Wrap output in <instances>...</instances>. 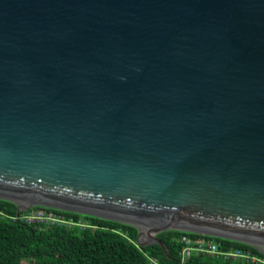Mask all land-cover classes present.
Instances as JSON below:
<instances>
[{
  "label": "water",
  "instance_id": "1",
  "mask_svg": "<svg viewBox=\"0 0 264 264\" xmlns=\"http://www.w3.org/2000/svg\"><path fill=\"white\" fill-rule=\"evenodd\" d=\"M0 200L264 253V0H0Z\"/></svg>",
  "mask_w": 264,
  "mask_h": 264
},
{
  "label": "trees",
  "instance_id": "2",
  "mask_svg": "<svg viewBox=\"0 0 264 264\" xmlns=\"http://www.w3.org/2000/svg\"><path fill=\"white\" fill-rule=\"evenodd\" d=\"M34 209L59 214L71 224L13 220L16 206L0 200V264H264V253L244 243L168 230L157 235L166 254L156 244L138 247V230L133 226L61 210ZM184 236L204 237L217 243L222 252H245L254 260L193 253L181 263Z\"/></svg>",
  "mask_w": 264,
  "mask_h": 264
},
{
  "label": "built area",
  "instance_id": "3",
  "mask_svg": "<svg viewBox=\"0 0 264 264\" xmlns=\"http://www.w3.org/2000/svg\"><path fill=\"white\" fill-rule=\"evenodd\" d=\"M13 220H17L25 223L40 222L44 224L47 223L50 225L60 224V225L68 226L69 224H71L70 222H67L59 214H56L54 212H45L42 209L35 210L34 208H29L27 211L21 214V216L20 214L18 216L16 215L15 217H13ZM78 225L83 226V224H78ZM180 242L183 245L181 251V263L188 260L193 253L217 255L230 259L254 260V258L250 257L249 254L245 252L233 251V250L222 252L219 250V245L217 243L213 241H208L204 237L190 238L184 236L181 238Z\"/></svg>",
  "mask_w": 264,
  "mask_h": 264
}]
</instances>
